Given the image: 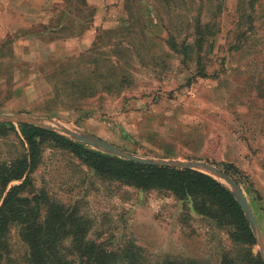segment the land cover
<instances>
[{
  "label": "rangeland",
  "instance_id": "1",
  "mask_svg": "<svg viewBox=\"0 0 264 264\" xmlns=\"http://www.w3.org/2000/svg\"><path fill=\"white\" fill-rule=\"evenodd\" d=\"M96 5L107 27L97 29L95 49L55 63L49 40L82 34ZM52 6L71 14L50 25L70 22L66 33L25 29V45L0 48V117L48 120L45 129L109 156L50 122L141 158L209 165L238 183L259 234L250 245L199 214L191 197L99 176L44 142L23 194L44 193L74 232L83 229L57 243L52 264L264 263V0H50L46 10ZM59 63L71 82H53L50 65ZM20 124L0 121V167L28 153ZM16 184L0 186V206ZM8 234L0 264H29L19 228Z\"/></svg>",
  "mask_w": 264,
  "mask_h": 264
},
{
  "label": "trees",
  "instance_id": "2",
  "mask_svg": "<svg viewBox=\"0 0 264 264\" xmlns=\"http://www.w3.org/2000/svg\"><path fill=\"white\" fill-rule=\"evenodd\" d=\"M19 127L28 153L12 164L0 167V186L3 190L11 182L18 183L9 188L0 206V261L6 254L11 226L19 228V237L27 247L29 264L56 263L53 259L56 255L52 253L55 252L57 243L65 236L73 235L79 238L83 233V229L74 232V221H69L65 212L58 214L57 211H62V208L48 204L44 193L33 194L31 197H25L23 194V189L27 185L30 186L29 175L39 164L41 145L44 142H52L68 150L99 176L123 181L140 190L167 191L191 197L197 202L196 210L199 214L219 224L231 226L234 229L233 237H239L250 245L255 244L253 232L239 203L223 184L206 174L188 169L138 164L92 150L38 126L22 123ZM27 194L29 196L32 193ZM43 208L45 217L41 221L40 211ZM70 228L73 229L71 232L68 231ZM89 255L91 261H99V258L94 256L96 254ZM248 264L264 263L260 257L255 259L248 256Z\"/></svg>",
  "mask_w": 264,
  "mask_h": 264
},
{
  "label": "crops",
  "instance_id": "3",
  "mask_svg": "<svg viewBox=\"0 0 264 264\" xmlns=\"http://www.w3.org/2000/svg\"><path fill=\"white\" fill-rule=\"evenodd\" d=\"M53 2L51 4H53ZM61 2L63 1H60V3ZM49 4L50 0H0V48L7 43L13 44L20 42L25 45L24 42L28 39V37L24 36V34L27 33H24L25 29L46 26L49 33H51V31L54 32L57 28L64 32L67 31L69 24H71L70 22H57L54 24L55 26H51L52 28L50 25H52L51 23L53 20L58 21L57 19H59L61 21L70 18L71 14L54 11L55 5L54 8L52 6L50 10H46ZM94 8L96 10L93 19H91L92 22H90L89 27L85 28L82 34L70 37L63 34V36L54 37L52 40H49L47 52L55 63L57 59L54 58L56 57L64 56L63 59H58V62L68 61L72 58L77 60L82 55H87V53L95 49L97 29L107 26L101 21L104 16L103 6L99 7L96 5ZM10 35L14 38L11 39L9 37ZM76 54H79V56L72 57ZM62 65V63H59L58 66L50 65V74H53L52 80L54 83L61 84L72 81L69 79H61L62 76L63 78H70V75L65 72L67 68H62Z\"/></svg>",
  "mask_w": 264,
  "mask_h": 264
},
{
  "label": "water",
  "instance_id": "4",
  "mask_svg": "<svg viewBox=\"0 0 264 264\" xmlns=\"http://www.w3.org/2000/svg\"><path fill=\"white\" fill-rule=\"evenodd\" d=\"M0 121H11V122L16 121V122H20L21 124L26 123V124L38 126L40 128H43V129H45V128L50 129V127H48L46 125L48 120L44 121V120H33L30 118H24V117L19 118L16 116H2V117H0ZM50 123H53L56 126H58L60 129L63 130L65 135H69L71 138H73L75 140H78L82 143H85L86 145H89V146L93 147L94 149L115 155L116 157L127 160V161H132V162H135L138 164H143V165L194 170V171H198V172H201L203 174H206V175L212 177L213 179H215L217 181H219V179L226 181L229 185H231L232 191H230V192L233 195V197L235 198V200L239 203L242 211L244 212L246 219L248 220V222L252 226L253 233L256 231L255 232L256 235L257 236L259 235L255 220L252 216V213H251L248 205L246 204V201H245L242 193L239 191L238 186L236 185V183L233 180H231L229 177H227L224 173L220 172L219 170H217V169H215L209 165L203 164V163H181V162L141 158V157H138L136 155L127 153V152H125V151H123L117 147H113V146H110L106 143H103V142L99 141L98 139H96L90 135H86V134L79 132L78 130L72 129L68 126L60 125V124H57L54 122H50ZM259 244H260V237H259ZM260 253L263 254L262 249H260Z\"/></svg>",
  "mask_w": 264,
  "mask_h": 264
}]
</instances>
